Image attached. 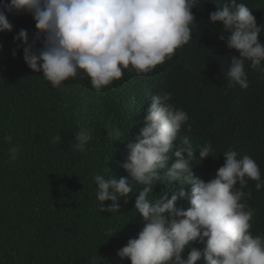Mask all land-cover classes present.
Returning <instances> with one entry per match:
<instances>
[{"label": "trees", "instance_id": "16d2710c", "mask_svg": "<svg viewBox=\"0 0 264 264\" xmlns=\"http://www.w3.org/2000/svg\"><path fill=\"white\" fill-rule=\"evenodd\" d=\"M224 2L203 0L193 9V39L171 60L142 75L125 69L120 80L100 93L84 75L54 88L42 73L27 67L22 49L14 58L13 37L23 28L31 39L35 22L25 13L8 16L13 31L0 33V264H89L93 256L101 257L98 264H130L117 251L143 227L133 209L143 186L133 183L128 203L119 201L120 212L103 213L94 177L127 176L120 166L129 154L127 144L136 142L156 94L170 92L171 102L189 115L191 130L182 126L174 144L189 138L196 156L190 165L197 177L211 179L231 148L238 158H253L264 180V117L257 114L264 112V73L246 62L249 87H228L231 57L239 54L219 39L227 35L222 24L208 19ZM238 3L251 9L264 43V0ZM81 130L92 137L83 152L75 149ZM5 136L12 137L11 144ZM208 143L215 148L214 157L201 162L199 151ZM11 146H19L20 152L9 162ZM256 183L248 179L243 189L251 192L247 203L254 212L249 231L264 236V188L257 190ZM174 187L157 185L150 196L159 198ZM184 187L190 194V186ZM189 206L187 198L177 202V207Z\"/></svg>", "mask_w": 264, "mask_h": 264}, {"label": "clouds", "instance_id": "9594fccd", "mask_svg": "<svg viewBox=\"0 0 264 264\" xmlns=\"http://www.w3.org/2000/svg\"><path fill=\"white\" fill-rule=\"evenodd\" d=\"M203 0H0V33L13 31L9 15L25 13L35 22L30 39L26 29L13 37L15 58L22 49L27 67L54 88L68 79L87 76L97 93L120 80L131 67L137 75L150 73L157 65L171 60L175 51L193 39L196 24L194 8ZM212 24H222L219 39L239 55L231 57L229 88L249 87L246 62L264 73V43L251 9L238 0H225L209 13ZM197 25V24H196ZM37 42L42 46L37 47ZM2 51V45H0ZM165 92L152 96L136 142L127 144L128 156L120 166L127 176L105 178L97 174L96 199L101 212L118 213L120 203H128L133 183L142 185L134 208L143 220L135 238L128 239L117 251L130 264H264V236H253L249 229L254 212L248 205L251 192L243 189L248 179L264 188L261 170L253 158H238L231 148L223 153L224 164L205 181L193 172L190 160L195 156L188 137L174 144L189 115ZM260 118L264 112L257 113ZM116 136L120 133L116 132ZM88 131L76 134L75 149L85 151L91 140ZM4 140L11 144L12 137ZM20 147L8 150L9 162L15 161ZM171 153V155H170ZM215 148L211 143L199 151L202 162ZM196 157V156H195ZM170 164V166H169ZM177 185L153 199L157 185ZM239 185V187H237ZM184 186H190V194ZM188 199L189 207H177ZM110 201V204L105 202ZM198 244L202 247H195ZM188 249L187 256L182 254ZM93 256L89 264H98Z\"/></svg>", "mask_w": 264, "mask_h": 264}]
</instances>
